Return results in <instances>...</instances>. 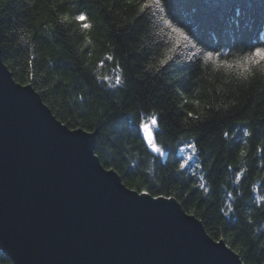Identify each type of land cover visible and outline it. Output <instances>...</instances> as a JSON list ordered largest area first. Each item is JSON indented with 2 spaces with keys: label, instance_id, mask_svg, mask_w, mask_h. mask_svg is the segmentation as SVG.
Returning <instances> with one entry per match:
<instances>
[{
  "label": "snow or ice",
  "instance_id": "1",
  "mask_svg": "<svg viewBox=\"0 0 264 264\" xmlns=\"http://www.w3.org/2000/svg\"><path fill=\"white\" fill-rule=\"evenodd\" d=\"M9 3L10 0H0V13ZM118 6L134 13L130 21L127 16L124 17L125 22L133 27L146 21V18L154 20L156 39L147 45L141 43L132 52L123 49L124 64L110 50L119 46L109 40V50L94 64L93 49L101 39L120 33H113L111 28L102 25L95 37L91 35L95 28L92 13L97 9L102 10L103 19L113 24L111 16ZM26 8L32 10V15L28 23L19 29L23 34L19 35L18 40L16 29L0 33V68L10 71L13 63L20 59L17 50L25 54L23 62L27 75L24 82L19 79L13 81L7 76L10 89L28 97L29 103L42 117H51L48 123L58 135L80 142L96 174L105 180L115 181L116 190L126 199L176 215L181 223L195 231L197 224L194 222H199L203 245L209 251L225 257L228 264H264V259H261L264 257V194H259L260 189L264 188V181L252 185L253 195L249 201L259 217L249 215L243 223L239 219L232 223L234 214L240 208L239 202L243 200L242 189L249 173L264 172V114L255 124L253 121L256 117L236 119L245 111L247 101L232 96L229 87L233 83L230 79L233 76L236 81L247 84L245 91L256 83L264 82V40L247 45V51L241 54L233 52L235 45H229L227 51L223 47L209 49L189 27L172 15L169 0H98L87 6H84V0H26ZM2 19L0 15V22ZM53 25L57 26L55 31ZM118 28L123 30L125 24L118 25ZM73 32L78 39L75 45H69L68 37ZM12 41H15V47L10 49L8 45ZM58 46L68 49L72 57L70 61ZM133 53L137 55L134 57ZM130 60L134 61L131 65L128 63ZM107 62L114 64L110 73L97 75L93 71L103 68ZM139 62L144 63L137 74L135 69ZM145 73L150 74L154 81L168 74L174 76V79L162 82V85H168L167 89L161 87L157 92L158 96L167 95L170 105L167 110L161 106L163 101L158 103L149 96L141 101L144 107L140 109L138 120L131 119L132 114H128L145 152L155 154V158L169 155L166 147L159 142L165 120L180 118L181 130L185 126L196 131L201 126L214 125L218 132L211 143L219 141L217 156L222 157L227 153L237 161L223 165L230 171L227 182L217 184V178L213 176L215 162L208 163L207 171L205 162H197L193 167V161L200 154L195 137L181 142L175 167L168 176L159 179L153 176L151 187L140 179H133L137 175L135 169L118 171L113 151L117 138L112 137L109 141L106 139L108 133L104 131L109 121V109L112 110V117L121 115L125 97L119 93L127 94L130 91L129 79L146 78ZM38 80L46 86H38ZM85 82H94L95 90L85 89ZM177 82H180L179 86ZM66 87L79 89L80 94L69 97L66 103L69 115L62 118L58 111H51L48 96L54 94L63 101ZM94 91L100 93L96 96L100 102L98 112L91 99ZM209 92L220 94L221 103L213 104L206 100ZM261 92H264V88H261ZM41 95L43 100L40 99ZM173 108L176 110L174 116L170 115ZM127 147L131 148L132 145ZM145 152L138 154L142 156ZM208 160L215 161L216 158L209 156ZM186 174L189 179L182 180L181 177ZM173 180L175 184L171 183ZM218 189L223 192L219 207L212 199ZM213 209L219 223L205 231L204 225L212 223L208 213Z\"/></svg>",
  "mask_w": 264,
  "mask_h": 264
},
{
  "label": "water",
  "instance_id": "2",
  "mask_svg": "<svg viewBox=\"0 0 264 264\" xmlns=\"http://www.w3.org/2000/svg\"><path fill=\"white\" fill-rule=\"evenodd\" d=\"M7 76L0 68V250L13 264H228L203 245L199 222L195 231L98 176L84 146Z\"/></svg>",
  "mask_w": 264,
  "mask_h": 264
},
{
  "label": "trees",
  "instance_id": "3",
  "mask_svg": "<svg viewBox=\"0 0 264 264\" xmlns=\"http://www.w3.org/2000/svg\"><path fill=\"white\" fill-rule=\"evenodd\" d=\"M98 0H84V6L88 4L96 3ZM171 4V13L176 17L182 24L186 25L191 29L195 36L201 41L202 44L206 45L209 49L215 47H223L225 51L228 50L229 45H235L233 52L235 54H241L242 51H247V45L256 43L260 40H264V0H169ZM119 15H116V14ZM134 13L126 11L123 6H118L113 9L111 16L114 21L113 24H108L107 20L103 19V11L97 9L92 13L94 17L93 23L95 25L91 35L94 37L98 30H101L102 25H106L111 28L113 33L119 32L117 36H110L108 39H101L93 49V63H98L100 58L107 53L109 50V40L113 44L118 45L119 48H111L110 50L117 54V59L121 64L125 63L123 56V49H127L129 52L140 44H149L152 40L156 39L154 35L156 29L153 27L154 20L142 21L139 25L133 27L127 24L124 17L127 16L128 20H131V16ZM2 22H0V33L11 32L16 29L17 36L23 33L19 32L21 27H24L29 17L32 15V10L26 8V0H10L9 6L4 9ZM51 22V21H50ZM125 24V28L120 30L118 25ZM56 25H53V31L56 30ZM78 28L79 26H75ZM130 29V30H129ZM27 31V29H26ZM75 38V39H74ZM76 33L73 32L68 37V44L75 45L77 42ZM9 48L15 47V41L9 42ZM59 48V46H58ZM64 53L67 60H71L72 57L68 54L67 48H59ZM20 59L13 63L11 66V73L13 78L21 80L27 75V70L24 66L23 52L17 50ZM137 54L133 53L135 57ZM129 65L133 64L134 61H128ZM144 62H139V65L135 69L138 74L140 66ZM75 69V65L72 66ZM114 67L112 62H107L103 68H96L93 71L97 75H103L110 73ZM187 71V69H185ZM75 74V71L73 72ZM190 75V74H189ZM223 75V74H219ZM146 78H130L129 87L130 91L126 94L124 92L119 93L120 96H124L125 100L122 102V114L116 117L111 116L112 110L109 109V121L106 122L104 131L108 133L109 141L112 137H116V148L113 150L116 154V165L118 171L124 172L125 170L132 171L135 169L137 175L133 179H140L149 187H151V178L155 176L159 179L162 176H168L170 171L175 167V159L177 158V149L181 142H188L194 137L198 141V149L200 150L199 157L193 161V167L197 162H205V170L207 171L208 163L215 162L216 170L213 171V176L217 178V184L225 183L230 179V171L223 168L225 164H235L237 161L233 160L231 156L224 153L222 157L217 156V150L220 147L219 141L211 143L217 136L218 129L214 125L207 127L201 126V129L193 131L191 127H183L181 130L180 118L173 121L168 119L164 121L162 127L164 128L163 135L160 136L159 142L162 143L169 152L167 157L155 158V154H147L140 141L135 126L130 123V117L128 114H132L131 119L138 120L140 115V109L144 107L141 103L145 98L151 96L152 99L157 100L158 103L163 101L161 104L166 110L170 107L167 103V95L158 96L157 92L161 90V87L167 89L168 85L162 82L166 79H174V76L168 74L162 76L159 81H154L150 74L145 73ZM195 79V77H192ZM233 83L229 86L232 96H238L245 103V111L236 117V119H251L256 117L253 123L259 122V116L264 114V92H261V88H264V82L256 83L254 87L248 88L247 84L241 81H236L235 77L230 78ZM180 82H177L179 86ZM46 86L43 81L38 80V86ZM85 89L95 90V83L85 82ZM79 89H71L66 87L63 92V101L60 100L59 96L49 94L48 100L51 102V111L59 112L62 118H67L69 113L66 108V103L69 102L70 96L79 95ZM100 93L94 91L91 97L93 103L96 105L95 111H99L100 102L96 100V96ZM110 95V93H109ZM42 100L44 97L41 95ZM205 99L213 104L221 103L222 97L220 94H214L209 92ZM178 103V102H177ZM150 107V105H149ZM223 111V109H221ZM170 115H176V110L173 108ZM128 145H132L128 148ZM111 147V144H109ZM138 152H145L144 155H139ZM215 157V161H209L208 157ZM248 166H251L249 161ZM151 169V171H149ZM182 180L189 179L186 174L181 177ZM194 180V178H192ZM264 181V172L251 171L248 176V180L245 182L243 200L240 201V208L234 214L232 223H235L236 219H239L243 223L244 219L249 216L259 217V213L255 211L249 203L251 196L253 195L251 187L254 184H260ZM175 184L176 181H171ZM231 190V189H229ZM259 194H264V188L260 189ZM217 207L220 206V200L223 199V192L218 189L216 196L212 197ZM208 219L212 222L211 224H205L204 228L209 231L211 227L219 223V218L216 216L215 209L208 213ZM259 257V253H257ZM264 259V257H261ZM0 264H13L12 260L0 250Z\"/></svg>",
  "mask_w": 264,
  "mask_h": 264
}]
</instances>
